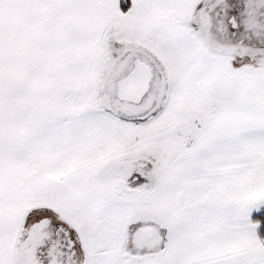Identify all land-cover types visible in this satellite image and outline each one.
<instances>
[{"label":"snow or ice","instance_id":"snow-or-ice-1","mask_svg":"<svg viewBox=\"0 0 264 264\" xmlns=\"http://www.w3.org/2000/svg\"><path fill=\"white\" fill-rule=\"evenodd\" d=\"M0 264H264V0H0Z\"/></svg>","mask_w":264,"mask_h":264}]
</instances>
